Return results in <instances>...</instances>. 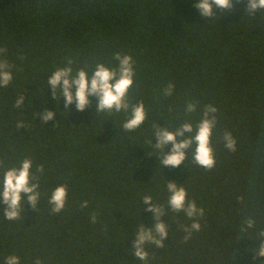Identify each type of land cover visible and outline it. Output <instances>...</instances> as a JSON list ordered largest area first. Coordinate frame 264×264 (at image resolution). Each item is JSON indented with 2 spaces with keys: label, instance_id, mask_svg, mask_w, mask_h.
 Instances as JSON below:
<instances>
[{
  "label": "trees",
  "instance_id": "obj_1",
  "mask_svg": "<svg viewBox=\"0 0 264 264\" xmlns=\"http://www.w3.org/2000/svg\"><path fill=\"white\" fill-rule=\"evenodd\" d=\"M195 2L0 0V48L6 49L0 59L13 75L0 88V176L30 158L41 193L37 208L25 204L13 221L0 204V264L10 255L20 264L37 258L41 264H264L253 260L255 232L264 229V12L250 16L244 3H234L231 11L214 7L219 18L202 19ZM116 52L132 57L129 99L142 101L147 113L134 131L122 128L123 112L98 115L95 97L82 112L74 104L65 109L63 96L57 102L47 84L68 59L73 73L87 65L91 75L97 63L115 67ZM169 83L172 95L164 96ZM189 102L195 112L185 111ZM209 104L217 109L214 167L196 164L191 151L177 168L162 167L153 126H195ZM45 109L54 112L47 123L40 122ZM20 122L24 128H17ZM225 132L235 151L224 147ZM173 181L204 209L200 230L187 241L183 228L192 221L167 209L166 184ZM61 184L66 204L52 213L48 200ZM143 195L165 206L161 220L169 230L164 247L146 244V262L132 255L136 228L153 224ZM247 217L257 227L241 232Z\"/></svg>",
  "mask_w": 264,
  "mask_h": 264
},
{
  "label": "clouds",
  "instance_id": "obj_2",
  "mask_svg": "<svg viewBox=\"0 0 264 264\" xmlns=\"http://www.w3.org/2000/svg\"><path fill=\"white\" fill-rule=\"evenodd\" d=\"M234 3H244L245 13L255 16L264 12V0H196L193 5L199 16L204 18L218 17L214 12V7L220 11H231ZM6 52V49L0 48V55ZM113 59L117 61L115 67L105 66L103 63H97L91 71V75L85 67L79 68L73 73L72 60H67V65L57 68L48 77L47 84L51 88L52 97L59 102L61 95L64 98V108L68 109L74 104L77 111H84L90 104V97L97 100L96 113H125L126 119L122 123L125 131H134L138 129L145 121L147 113L144 103L138 101L131 103L129 99V89L134 82L135 70L134 61L130 55L116 52ZM12 65L7 60L0 59V88L7 87L13 79ZM174 85L169 83L163 90L164 96L172 95ZM74 89V91H73ZM59 93V95H58ZM23 105V97L20 95L16 102V107ZM196 104L189 102L186 104L185 111L192 113L196 111ZM217 109L212 105H205L201 119L195 126L191 122L182 123L174 130L167 127L154 125L153 138L156 143L152 145L156 155L160 156L159 164L177 168L187 158L189 151L192 153L193 161L205 169H212L215 165L214 150L211 143L213 129L216 127L217 119L215 113ZM34 116L36 114L34 113ZM54 119V112L43 110L40 114V122ZM24 128L22 122L17 124V128ZM177 138H180L179 140ZM224 147L229 151L236 150V141L230 132H225L223 137ZM152 139L148 142L151 144ZM171 145L167 153L165 149ZM4 166V161L0 160V167ZM32 160L25 158L19 162V166H12L4 170L0 176V204H2L4 217L9 221L21 218L24 205L28 204L33 209L37 208L41 193L38 191V177L32 174ZM43 166H38L36 171L43 172ZM166 190L167 209L172 212H183L192 223L183 228L185 232L184 241L191 238L193 232L200 230L198 218L204 215V209L198 208L195 201L187 199V191L182 184L176 182H167ZM67 186L64 184L55 187L49 197L48 203L51 205L52 213L61 212L67 200ZM26 198V203L21 205V201ZM143 203L146 206L145 211L153 213V224L151 227H145L142 223L134 232L133 253L136 260L146 262L149 253L146 250V244L155 245L156 248L164 247V240L168 237V225L162 222L161 217L166 216V208L163 204L153 202L151 195L142 196ZM87 201L81 203V207H87ZM93 223L96 222V216L90 217ZM257 222L253 217H247L242 222L240 231L247 232L256 229ZM259 238V247L253 250V260L264 258V229L255 232ZM4 264H20V258L15 255L5 257ZM34 264H41L37 258Z\"/></svg>",
  "mask_w": 264,
  "mask_h": 264
}]
</instances>
